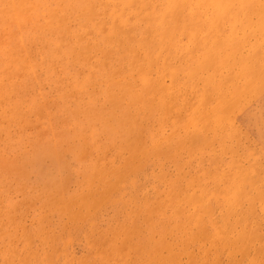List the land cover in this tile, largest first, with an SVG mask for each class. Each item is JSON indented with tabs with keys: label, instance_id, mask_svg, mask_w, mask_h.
<instances>
[{
	"label": "rangeland",
	"instance_id": "1",
	"mask_svg": "<svg viewBox=\"0 0 264 264\" xmlns=\"http://www.w3.org/2000/svg\"><path fill=\"white\" fill-rule=\"evenodd\" d=\"M9 1L0 0V264H264V68L242 87L228 81L237 90L226 88L223 105L208 87L206 101L223 122L194 129L188 115L200 91L178 93L155 71L143 81L126 46L75 31L105 18L101 6L61 12L59 0ZM252 16L235 33L246 36L245 52L262 45L264 63V29ZM233 174L243 194L224 202ZM206 190L220 206L207 207Z\"/></svg>",
	"mask_w": 264,
	"mask_h": 264
},
{
	"label": "bare ground",
	"instance_id": "2",
	"mask_svg": "<svg viewBox=\"0 0 264 264\" xmlns=\"http://www.w3.org/2000/svg\"><path fill=\"white\" fill-rule=\"evenodd\" d=\"M88 1H93L94 5L98 4L101 6L100 8H95L97 11L104 14L105 18L86 22L92 23L93 28H88L85 24H81L77 28H75V26V31L77 33H85L86 36L90 38H88V40L97 45L106 47L126 46L128 49V57L131 56L129 59L131 60L132 68L138 71L143 81L147 82L148 76L155 71L157 80L162 81V77L167 75L170 76L174 84L178 85L176 91L178 93H180L182 86H188L194 88L196 91H200V106H192L189 109L188 115L189 126H192L194 129L199 127V122L205 125L215 124L217 126H220L223 122V117L219 112L220 107H218L216 111L215 109L212 110V105L206 101L205 94L208 87L211 89V94H215L216 99L222 102L223 105L228 92L226 88L230 89L235 87L229 86L228 81L233 82L236 87H242L244 78L245 80L250 79V77L257 75V71L260 70V68H264V63L259 59V56L262 55V45H250L249 50L245 52L242 49L240 41L242 38L245 40L246 36H238V34L235 33V30L237 31L239 28L246 29L252 26L253 13L257 14L259 17L257 27L264 29V0H107L114 3L112 8H107L106 5L102 7L106 0H59L57 8L61 12H67L71 8L79 7ZM47 2L48 1H43L38 8L41 14L47 10ZM14 3L15 0H10L7 6L12 7ZM253 4H259V11L255 12V6H253ZM15 8H18V6ZM36 10V7L31 6L28 8V13H36ZM35 17L36 15L31 16L34 25L36 24ZM134 22H142L143 24L139 29H136L133 26ZM37 23L38 29H42L46 22ZM46 26L49 27V23H47ZM24 32L26 33V30H24L23 33ZM98 35L103 39L102 43H99L100 40ZM79 46L80 43L78 42L73 47L71 45L67 47L64 45L62 51L68 54V48L76 49ZM137 54L139 55L136 57ZM166 57L167 61H175L176 58L180 61L174 64L170 63L167 65V68H164L162 65H166L164 64V62H166ZM254 58L259 61L252 63V68L254 66L256 67V69H253L255 72L251 71L250 64V61ZM123 60L121 61V76L125 77L129 74L127 69L130 68L128 65L130 60L127 62L128 59L126 57L123 58ZM150 63H152V65H150ZM9 64H11V62ZM147 64L150 66V69ZM181 71H187L189 73L190 77L188 80H179L176 77ZM91 78L92 76L88 75L81 81V85L86 86L87 83L89 85L93 80ZM199 84H202V86L200 87ZM236 87L235 90H237ZM28 110L29 109H27V111ZM154 115L157 116L156 113H154ZM151 133L154 134L153 131H151ZM230 183L229 189L231 196L229 199L228 197L224 198V202L243 194L242 185L244 181H241V178L238 180L237 176L233 174ZM211 191L206 190L204 192L210 199L207 207L218 204L213 202L214 200L212 198H215L216 194H214L213 190ZM216 201L223 203V201ZM228 215L229 213L225 212L222 220L224 221ZM210 217H212V215ZM211 221H216L213 222V233H219L221 229V220L212 217Z\"/></svg>",
	"mask_w": 264,
	"mask_h": 264
}]
</instances>
